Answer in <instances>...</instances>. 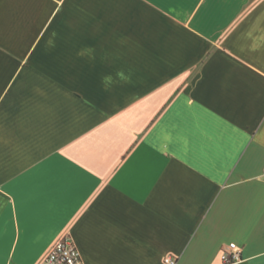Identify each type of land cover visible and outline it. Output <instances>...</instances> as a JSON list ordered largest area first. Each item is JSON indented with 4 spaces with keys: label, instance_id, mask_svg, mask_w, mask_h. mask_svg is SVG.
Here are the masks:
<instances>
[{
    "label": "crops",
    "instance_id": "obj_1",
    "mask_svg": "<svg viewBox=\"0 0 264 264\" xmlns=\"http://www.w3.org/2000/svg\"><path fill=\"white\" fill-rule=\"evenodd\" d=\"M65 236L264 264V0H0V264Z\"/></svg>",
    "mask_w": 264,
    "mask_h": 264
},
{
    "label": "built area",
    "instance_id": "obj_2",
    "mask_svg": "<svg viewBox=\"0 0 264 264\" xmlns=\"http://www.w3.org/2000/svg\"><path fill=\"white\" fill-rule=\"evenodd\" d=\"M229 250H224L222 257L225 264H234L242 260V250L234 242L229 245ZM167 264H176L173 256L165 258ZM40 264H84L80 251L73 239L65 236L57 241L50 252Z\"/></svg>",
    "mask_w": 264,
    "mask_h": 264
},
{
    "label": "clouds",
    "instance_id": "obj_3",
    "mask_svg": "<svg viewBox=\"0 0 264 264\" xmlns=\"http://www.w3.org/2000/svg\"><path fill=\"white\" fill-rule=\"evenodd\" d=\"M117 75L120 76L122 79L125 78V77L123 76L122 73H118ZM103 79H104V82H105V84H106V90H107V85L111 84V82H112V77H111V76H106V77H104Z\"/></svg>",
    "mask_w": 264,
    "mask_h": 264
}]
</instances>
